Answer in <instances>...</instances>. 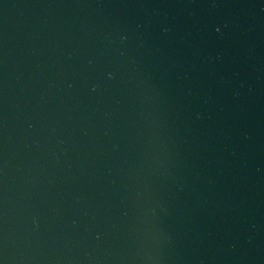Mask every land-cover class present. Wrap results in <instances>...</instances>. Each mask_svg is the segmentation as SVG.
Segmentation results:
<instances>
[{
  "label": "water",
  "instance_id": "obj_1",
  "mask_svg": "<svg viewBox=\"0 0 264 264\" xmlns=\"http://www.w3.org/2000/svg\"><path fill=\"white\" fill-rule=\"evenodd\" d=\"M0 264H264V0H0Z\"/></svg>",
  "mask_w": 264,
  "mask_h": 264
}]
</instances>
